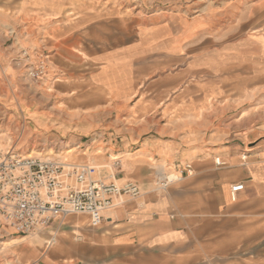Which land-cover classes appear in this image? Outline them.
<instances>
[{"label":"crops","instance_id":"crops-1","mask_svg":"<svg viewBox=\"0 0 264 264\" xmlns=\"http://www.w3.org/2000/svg\"><path fill=\"white\" fill-rule=\"evenodd\" d=\"M208 24L171 17L140 29L137 41L89 46L88 60L74 68V85L60 88L64 94L76 92L69 102L74 124L44 121L49 128L57 126L59 137L74 130L81 144L93 132L109 134L115 149L100 167L101 175L141 187L139 197L117 198L99 229L121 253L118 261L141 264L145 257L152 262L146 264H160L169 249H186L196 238L210 241L212 226L220 242L228 226L240 235L257 231L264 211V148L255 145L247 152L243 140L227 144L226 125L220 123L226 110L227 54L211 56L203 43H194ZM216 158L225 164L217 165ZM171 170L180 180L164 190L156 187ZM236 184L244 187L233 199ZM55 237L56 232L50 240ZM142 250L151 252L135 253Z\"/></svg>","mask_w":264,"mask_h":264},{"label":"rangeland","instance_id":"rangeland-1","mask_svg":"<svg viewBox=\"0 0 264 264\" xmlns=\"http://www.w3.org/2000/svg\"><path fill=\"white\" fill-rule=\"evenodd\" d=\"M171 17L210 23L194 43H203V51L211 56L227 54L222 76L226 110L220 121L226 125L227 144L243 140L247 152L255 145L264 148V0H0V155L10 151L71 164H108L107 154L115 149L109 134L93 132L81 144L72 136L74 130L59 137L57 126L49 128L44 121L69 119L74 124L69 102L76 92L64 94L60 88L74 85L75 66L89 58L86 48L137 41L140 29ZM42 57L47 59L48 74L45 79L32 78L29 67ZM38 123L40 128L35 127ZM170 172L174 171L165 174ZM156 187L164 190L160 184ZM262 212L254 234H235L228 226L227 237L220 242L218 228L212 226L210 241L196 238L188 248L169 249L164 252L168 257L155 259L160 264H264ZM76 220L83 225L78 227ZM57 223L23 235L0 215V264H130L118 261L121 253L100 234L104 222L94 228L87 216L75 214L63 225ZM76 230L82 232L81 239ZM55 232L61 245L49 246L47 240ZM142 260L141 264L152 263Z\"/></svg>","mask_w":264,"mask_h":264},{"label":"built area","instance_id":"built-area-1","mask_svg":"<svg viewBox=\"0 0 264 264\" xmlns=\"http://www.w3.org/2000/svg\"><path fill=\"white\" fill-rule=\"evenodd\" d=\"M43 57L29 67L32 78L45 75L48 62ZM246 157L244 154L243 158ZM216 164L225 163L216 158ZM100 170L95 165L8 151L0 155V215L16 233L23 235L39 233L57 222L63 224L75 214L88 216L89 225L99 228L117 198L125 195L136 198L142 194L138 183L108 180ZM180 178L177 174L170 180L164 175L158 183L166 189ZM243 187V184L232 186L233 199Z\"/></svg>","mask_w":264,"mask_h":264},{"label":"bare ground","instance_id":"bare-ground-1","mask_svg":"<svg viewBox=\"0 0 264 264\" xmlns=\"http://www.w3.org/2000/svg\"><path fill=\"white\" fill-rule=\"evenodd\" d=\"M170 180H173V179H175V177L177 176V174L175 173V172H173V173H171V174H165ZM112 215V214H111ZM84 223V222H83ZM83 223H82V220H76V224H77V226L78 227H80V226H82L83 225ZM74 234H75V236L78 238V239H81L82 238V232L79 230H76L75 232H74ZM47 242H48V244H49V246H51L52 244H54L55 242L56 243H59L60 245H61V241L59 242V239L57 240L56 238L53 240V241H51L50 239L49 240H47ZM47 244V243H46ZM58 244V245H59Z\"/></svg>","mask_w":264,"mask_h":264}]
</instances>
